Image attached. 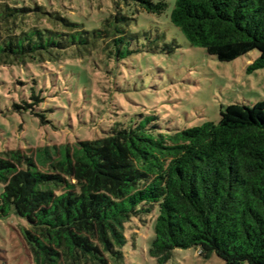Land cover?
I'll return each mask as SVG.
<instances>
[{"label": "trees", "instance_id": "16d2710c", "mask_svg": "<svg viewBox=\"0 0 264 264\" xmlns=\"http://www.w3.org/2000/svg\"><path fill=\"white\" fill-rule=\"evenodd\" d=\"M109 2L113 12L89 19L49 0L0 1V67H22L27 82L30 63L79 60L68 65L77 73L95 54L122 59L139 51L129 47L139 39L136 15L168 8L165 0ZM170 18L219 61L258 50L251 68L264 67V0H177ZM33 83L26 92L36 106L43 97ZM27 105L12 104L19 112ZM0 185V219L28 220L36 264H106L109 254L122 262L126 224L154 213L150 254L160 264L190 247L225 264H264V100L227 105L219 122L183 129L148 115L93 139L3 150Z\"/></svg>", "mask_w": 264, "mask_h": 264}, {"label": "rangeland", "instance_id": "374dc122", "mask_svg": "<svg viewBox=\"0 0 264 264\" xmlns=\"http://www.w3.org/2000/svg\"><path fill=\"white\" fill-rule=\"evenodd\" d=\"M23 1L25 5L46 3V0H18ZM165 1L168 8L162 15L146 11L136 15L133 28L139 39L129 47L134 49L137 45L139 51L122 59L95 54L88 66L78 68L77 73L68 65L79 60L30 63L23 66L31 78L27 82L22 67L1 66L0 151L13 148L30 151L46 144L93 139L106 134L117 121L143 120L148 115H155L164 127L183 129L207 121L219 122L221 110L227 105L253 106L264 100V67L251 68L260 52L254 50L230 62L219 61L204 48L189 43L171 22L177 0ZM49 3L69 17L88 15L89 19H98L100 13L113 12L109 0H49ZM35 80L41 83L37 89L43 102L33 106L26 86ZM25 101L30 104L26 106L30 112L25 108H19L22 109L19 112L12 106L15 103L25 107L22 106ZM36 113H46L47 118L42 122ZM2 192L0 185V195ZM155 216V213L142 215L127 223L128 242L123 249V261L117 263L109 254L106 264H160L150 254ZM28 228V220L14 213L0 219V264H36L25 239ZM61 263L66 264L64 260ZM163 264L225 262L216 254L205 258L197 248L190 247L175 249Z\"/></svg>", "mask_w": 264, "mask_h": 264}]
</instances>
